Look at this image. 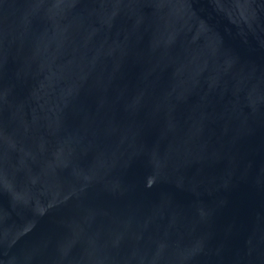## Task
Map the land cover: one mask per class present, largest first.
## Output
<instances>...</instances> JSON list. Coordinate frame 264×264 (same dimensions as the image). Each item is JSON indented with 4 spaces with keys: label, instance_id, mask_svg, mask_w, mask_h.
Listing matches in <instances>:
<instances>
[{
    "label": "water",
    "instance_id": "95a60500",
    "mask_svg": "<svg viewBox=\"0 0 264 264\" xmlns=\"http://www.w3.org/2000/svg\"><path fill=\"white\" fill-rule=\"evenodd\" d=\"M0 264H264V0H0Z\"/></svg>",
    "mask_w": 264,
    "mask_h": 264
}]
</instances>
